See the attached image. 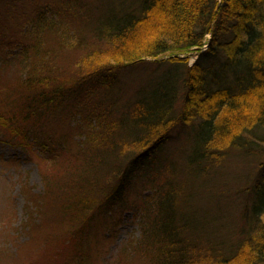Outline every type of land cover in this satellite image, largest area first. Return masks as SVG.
Instances as JSON below:
<instances>
[{"label":"trees","instance_id":"trees-1","mask_svg":"<svg viewBox=\"0 0 264 264\" xmlns=\"http://www.w3.org/2000/svg\"><path fill=\"white\" fill-rule=\"evenodd\" d=\"M41 2L13 36L0 21L3 39L21 38L19 48L0 51V94H15L11 107L0 103V139L35 156L43 180L40 190L22 188L24 223L5 227L14 250L0 245V264H23L28 244L51 260L66 254L85 264L91 250L100 251L98 224L105 240L114 236L124 209L143 212L140 236L104 264L134 257L144 264H264V0H121L119 8L103 0ZM60 54L69 60L57 65ZM210 55L218 71L206 66ZM146 66L149 73L141 72ZM210 78L219 81L216 89ZM184 125L187 149L156 163L167 167L161 174L131 186ZM231 160L243 166L235 191L244 225L228 230L217 191L196 182ZM34 232L54 241L56 256Z\"/></svg>","mask_w":264,"mask_h":264},{"label":"rangeland","instance_id":"rangeland-1","mask_svg":"<svg viewBox=\"0 0 264 264\" xmlns=\"http://www.w3.org/2000/svg\"><path fill=\"white\" fill-rule=\"evenodd\" d=\"M12 1H20L19 6L17 8L9 6V3H11ZM41 1L48 0H38L36 1L38 3H36L35 0H0V21H6V25L10 26L9 32H11L13 36V33H16V29H18L17 22H20L25 18L23 16L24 14H26V17H33V15H36L37 11L44 6V4H41ZM101 2L102 1H99L98 3ZM103 2L111 3L114 8H119L121 4V0H103ZM8 9L15 15L14 17H11ZM6 18L8 19L5 20ZM12 23H15V25L13 26ZM5 33L6 32L4 28H0V51H2L3 53H6V51L9 50V46L17 47L19 45V41L21 40V38L19 40H16L14 38L3 39ZM209 37L210 35L208 34L206 36V40H208ZM48 39L49 41H47ZM51 39L53 40L52 37H48L47 35H45V42L47 41V44L50 42L48 45L53 42ZM96 43L92 42L87 45L89 47H93ZM206 46L207 43L203 47V50L207 49ZM17 48H19V46ZM80 52L81 51H79L78 49H72V52L70 51L71 54L76 56H73L74 59L79 57ZM85 54L86 53H84L83 55ZM187 55L190 57V61L194 62L198 57V52L195 50L193 52L190 51V53H188ZM49 57L50 53H48V58ZM209 59V62H206V66L211 67L212 69H214V71H218L220 68L218 57H216V55H210ZM53 60L57 65H61L64 62L68 61L69 57L67 54H60L58 56H55ZM71 65L72 64H70L69 68L67 69V72L71 71V68L73 67ZM146 68L147 69H144L141 72L144 73L146 72V70H148L149 73L150 68L148 66H146ZM7 72H9V74L13 73L14 69L7 70ZM130 77L123 78L124 92H128L130 88L129 85H132L131 80L129 79ZM210 80L213 82L210 88L216 89V84L219 81L217 82L215 80H212V78H210ZM3 84L4 83H0V85ZM115 93L117 92L115 91ZM14 97L15 94H11V97L5 94H0V103H4L11 107L12 102L14 101ZM1 128L4 130L3 127ZM189 132L190 129L188 125H184L183 127L175 129L173 137L163 146H161L152 158L146 160L144 165L140 168L138 175L133 179L131 186L135 185L136 183L137 185H139L144 177L146 178V176L150 175L152 171H156L161 174L167 167H164L163 169H155V164L157 163L160 165L167 159L178 158L180 154L179 152L181 150H186L187 146L189 145ZM75 136L77 137V134ZM4 139L5 138L0 139V245L2 247H7V249H10V252H12L14 250V247L13 245L11 246L10 241L13 242V238L6 236L5 227L11 225L8 228L12 227L14 230L18 228L20 229V226L22 227L24 223L23 209L25 204L22 188L25 191L28 188H33V190L35 191L40 190L43 187V180L35 156H28V151L20 147H14L11 144L5 142ZM104 140L107 141L106 134H104ZM242 169V165L239 166L238 163H235L234 160H231L230 163L226 162L222 166L221 172H218V175H215L216 177L211 178L212 176H210L204 178L203 180L202 177H198L199 181L196 182L200 188H208L210 191H217V194H215L217 195V197L215 198V204L223 206L224 210L226 211V213L223 215H227L224 218V221H226L227 225H225L224 227L228 230L239 229L244 225L242 219L241 221L239 220L240 218L238 212V209L243 204V198L239 196V193L237 191H235V188L241 178H239V173ZM241 174L243 173L241 172ZM22 185L24 187H22ZM91 189L93 191L89 193H95V189ZM120 217L121 222L117 225V233L114 236L109 237L107 240L102 237V235L105 234V230L102 228L101 223L98 224L100 230L99 242L93 241V243L98 244L96 248L100 251L97 256L96 250L92 248L93 250L90 251V254L93 255L90 256L88 254L85 257V264H104L103 260H105L106 257L109 258L114 255V253L117 252L122 244L126 243L128 239L132 237L137 238L140 236V222L143 218L142 211L124 209L120 213ZM25 232L26 230L23 228L21 230V237H25L28 235L24 234ZM32 237H35L41 248H48V246L51 248L50 256H56L55 252L57 251V248L54 241H51L50 245L46 244L44 241L43 232H34ZM21 252L24 260L23 264H27L29 259H35L36 261L38 260L40 264H79V261L71 258L66 254H64V256L62 257H58V259L56 258V261H54L55 259L51 260L47 253H43L40 250H37L34 244L24 245L21 249ZM94 255H96L97 258ZM102 255H105V257L103 258ZM134 258L127 264H144L140 260L133 261Z\"/></svg>","mask_w":264,"mask_h":264}]
</instances>
